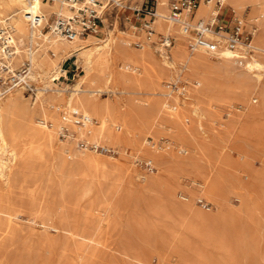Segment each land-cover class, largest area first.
I'll return each instance as SVG.
<instances>
[{"label": "bare ground", "instance_id": "bare-ground-1", "mask_svg": "<svg viewBox=\"0 0 264 264\" xmlns=\"http://www.w3.org/2000/svg\"><path fill=\"white\" fill-rule=\"evenodd\" d=\"M168 2L159 0V16L154 31L145 30L141 35L145 41L141 42V48H137L133 45L135 33L122 29L119 32L116 28L108 32L103 29L98 34L72 40L53 29L46 32L44 26L51 23L54 13H72L64 0H0V37L9 32L6 42L15 46L9 69L4 75L8 72L17 75L19 64H27V83L30 80L37 83L34 87L36 99L32 102L23 98L25 85L0 96V264H9L2 255L9 254L22 240L23 246L36 241L51 253L57 241L53 238V231L66 232L77 243L75 249L95 256L98 247L104 244L102 231L91 230L82 222L98 226L107 214L112 215L114 227H123L122 234L116 240L112 239L115 242L112 252L124 264H154L153 255L159 257L157 264L236 263L233 258L234 240L238 237L240 219L247 213L252 218L258 212L256 208L253 211L245 209L253 200H250L248 181L244 177L250 179L256 173L264 176L263 169L260 171L254 165L256 155L245 149L247 144L264 143V87L261 86L260 100H256V104L250 102L246 90L248 86L259 87L264 79V0H225V6H230L233 14L244 20L247 7H253V18L249 20L251 28L255 29V50L251 54L243 45L237 51L228 47L189 50V39L180 24L166 18ZM216 10L214 2L203 1L196 17L207 20ZM161 34L163 37L174 36L176 41L167 53L161 41L158 57L153 42ZM74 52L83 73L75 83L61 86L52 72L63 73L64 69L59 68L62 61ZM212 56L220 61L214 62ZM130 69L135 73H130ZM163 76L169 80L165 85L160 82ZM192 77L198 79V84L190 88L197 100L189 105L191 115H188L183 105H173L166 97L177 90L179 80L189 81ZM106 93L109 96H102ZM112 93H118V100L112 98ZM140 93L148 95L139 96ZM224 108L230 115L228 120L219 119ZM80 118H83L82 122ZM167 122L171 124V144H195L194 147H199L206 155L213 145L207 136H212L217 143L224 141V132L235 133L240 160H234L224 151L214 156L211 154L214 160L204 166L199 162L201 155L198 159L195 152L180 156L159 148L145 147L133 137L138 126L160 130ZM120 123L122 130H119ZM65 129L70 130V136L78 133L95 145L102 141L117 145L122 153H128L126 149L129 146L137 145L149 160L155 161L159 174L145 175L144 178L148 184L146 191L153 197L145 202L149 203L157 219L149 221L141 215L136 199L132 213L126 216L124 210L131 201L130 191L124 188L125 163L106 160L98 154L99 149L79 150L72 139L60 141L59 134ZM104 148L112 150L108 146ZM108 164L112 168V176L105 171ZM54 166L62 174L57 184L61 199H58V207L51 203L53 199L51 202L47 199V185H43L44 180L46 182L44 174ZM185 174L198 175L192 179L202 185L203 194L213 203L212 208L204 209L196 204L197 192L181 182ZM32 182L38 183L30 184ZM180 187L187 194L181 195L185 201L178 198ZM18 188L20 196L16 194ZM156 188L162 189L164 194L154 198ZM230 190L237 192L239 206L228 201ZM127 193V198H124ZM86 196H92L90 209L86 210L85 216L83 213L84 217L72 218L69 209ZM24 203L34 216L32 221L43 227L41 233L34 226L28 230L22 226L20 218L24 209L21 205ZM214 206L216 209L213 210ZM246 226L241 230L245 232L243 228ZM74 262L88 264L89 258L81 256Z\"/></svg>", "mask_w": 264, "mask_h": 264}, {"label": "rangeland", "instance_id": "rangeland-1", "mask_svg": "<svg viewBox=\"0 0 264 264\" xmlns=\"http://www.w3.org/2000/svg\"><path fill=\"white\" fill-rule=\"evenodd\" d=\"M47 1L54 2L55 0H47ZM144 1L145 0H122V3L120 5H117V6L113 5V6L109 7L105 11V16L107 17L108 25H109V27H107V29H105L106 32L111 31V29H113V28L117 29L116 32H119V30H121V29L133 32V33H135V37H134L135 39L133 41V45H134V47L141 48V46H142L141 42L145 41L144 36L143 37L141 36L144 33V31H145V29L142 28V18H149V16H147V15H145L143 13L138 15L137 11H135L134 9L136 7H140L143 4ZM225 12H226L227 20H231L235 16L233 14L230 6L226 7ZM245 13H247L246 14L247 16H246V19L244 21L246 22L247 27L251 28L252 25H251V21L249 19L253 18V7L252 6H248ZM57 15H58V13H54L52 15L53 18L51 17V23H46L45 24L44 30L46 32L52 31V27L51 26L54 24V21H55ZM5 26H8V25H5ZM10 28L11 27L8 26L7 29H10ZM10 30L12 31V29H10ZM101 36L105 37L106 35H104V36L101 35ZM162 39H163V34H161L160 37H158L157 40L153 42L154 52H155V54L158 57H159V55L161 53V51L159 50V45H160V42L162 41ZM189 50H191V49L189 48ZM169 51H170V48H169V50L166 51V53L169 52ZM249 54H251V53H249ZM0 58H1V54H0ZM11 58L8 59L9 63H10V59ZM77 58H78L77 54L75 52L72 53L71 55L67 56L62 61L61 66L59 67V68H63L64 69L63 73H58L57 74V70L52 72L53 76L57 78V82L61 86L67 87L70 84L75 83L76 80L82 75L83 68L80 66V63L76 62ZM212 59L214 60V62H219L220 61V59L218 57H216V56H212ZM1 61L4 62L5 60H3L1 58ZM1 61H0V63H1ZM19 65L20 66L16 68V71H17L18 74L22 73L23 70L24 69L26 70L27 67H28L27 64H19ZM66 68L69 69V70H66ZM7 70H8L7 68H4V69L1 68L0 69V73H1L0 77H2V79L5 82H8L14 75L13 72H8V73H6L4 75L5 71H7ZM129 72L130 73H135L133 71V69H130ZM167 81H169V80L165 76H163L160 79V82L163 83L164 85L167 84ZM197 84H198V79L195 78V77H192L189 81H187V80H184V81L179 80L178 83H177V90L173 92V95L167 96L166 98L169 97L170 98V103L173 104V105H179V104L183 105L184 106V111L188 115H191V112H190L191 107L190 106H192V104L195 103L197 98L194 97L191 94L190 88L195 87ZM23 85H25V87L22 88V90L24 92L23 98L26 101H28V102H32L33 100L36 99V97H34V92H35L34 87H36L37 83L35 81L30 80L29 83H22L19 86H23ZM170 85H172V84L170 83ZM19 86L13 88L12 90H16ZM261 86L264 87V79H263L262 83L259 85V87H257V88H253L251 86L247 87V89H246L248 91L247 92V95H248L247 97L249 98V100H250V102L252 104H256L260 100L259 92L262 89ZM175 94L177 95L176 97H178V99L174 97ZM147 95L148 94H146V93H140L139 94V96H147ZM102 96H104V97L105 96H109V93H106V94H104ZM27 98H29V100ZM112 98H114L115 100H118V93H112ZM125 100L126 99H124V102H126ZM181 100H183V101H181ZM256 100H258V101H256ZM179 101H181V102H179ZM229 116L230 115L228 113V110L226 108H224L223 110H221V115L219 116V119L228 120ZM38 117H40V115H38ZM120 124H121V128L119 130H122V128H123L122 123H120ZM170 127H171V124L168 123V122L165 123L161 127L160 130H158L156 128H150L149 129V128H144L142 126H138L137 129H136V132L133 134V137L137 138L140 142H142V144L145 147L159 148V149L165 150L167 152H174V153H176V154H178L180 156H189V155H191L192 153L195 152L197 154V158L198 159H199L198 156L201 155L200 159H199V162L203 163L204 166L208 165L210 163V160L211 161H212V159L214 160V158L212 156L218 155L219 153H222L224 151H225L224 153H228L234 160H240V153L238 151L239 142L236 139L235 133L230 134L229 132H224L223 135H222L224 141L223 142L220 141V142H217V143L214 142L215 140H214V138L212 136L211 137H210V135L207 136L209 141L213 144V145H211L212 147H210L209 151L212 149L211 151L214 152V153H212L210 151L208 153L209 155H206V153H203L204 151L202 149H200L199 147L195 148L194 147L195 144L192 145V146H190V145L187 146L185 144H179V145L171 144V142H169V141H171V139H170V130H171ZM184 135H187V133H185ZM59 139L62 142H67L69 139H72V141H74L75 146L79 150H82V151H87L88 152L91 149L92 150L93 149H99L98 154H100L102 157L106 158V160H108V161H112V160L113 161L114 160L115 161H123V163H125V166H126V169H127V175L125 176L126 177V181H124L125 182L124 188H125V190L127 192L130 191L129 198H130V201H131L130 204H129V207L124 210V214L126 216H128V215H130L132 213L133 207L135 205V199H136V201H137L136 203H138L137 205L139 206V213L141 215L145 216L146 219L149 220V221H153V220L157 219L155 212L150 210V208H149L150 205H149L148 202L153 197L148 191H146L145 187L148 184H147L146 179L144 178V176L145 175L146 176H156V175L159 174L160 170H159L158 164L155 161H153V160H149L148 156L145 154V152L142 151L140 148H138L137 145L136 146H129L126 149V152H128V153L124 152L125 153L124 154L122 152H119L120 147L117 146V145H111V144H108V143L102 141L101 143L97 142L96 145H98V144L99 145L96 147L95 144L89 142L87 139L81 138L78 135V133H75V135L70 136V130H68V129H65L64 132L59 134ZM104 146H106V147L108 146V147L112 148V150L108 151V150H106L104 148ZM170 147H171V149H170ZM245 149H246V151L252 152V153H254L256 155V157L253 160L254 161V165H256V167L259 168L260 171H262V169L264 171V143H256V145L247 144V146H245ZM211 154H212V156H211ZM108 167H109V164L107 166V169H105V171L106 172L108 171L110 173V175L112 176V168L109 167V169H108ZM52 168L50 167L48 169L49 171L47 170V172L44 174V178L46 179V182L44 180L43 185L44 186L47 185L46 186L47 188H50V187L54 188V189L45 188V190L47 192L46 196L48 197L47 199L50 202L53 199V201L51 203L54 204L55 206L57 205L56 207H58L60 205L59 203H60L61 199H60L59 185H57V184H59L62 174L60 173V171H58L57 166L56 167L54 166ZM243 174H245V173L243 172ZM256 174H253L250 179L247 176L244 177L245 180L248 181V185H249L248 186L249 187L248 193H249L250 200H253V201H250V203H248L246 205L245 209L247 211L248 210L249 211H253L256 208V211L258 209V212H257V214L253 215L252 218L247 213V215H245L242 219H240L241 223L239 222V225H238V228H237L238 229V237L235 238V240H234V254H233V258L236 260L235 264H264V255H262V254H264L263 253L264 252L263 251L264 250V243H261V242H264V234H263L264 233V212H263L264 211V201H263L264 200V194H260L262 192L264 193V186H263L264 185V178H262L264 176H263L262 173H256ZM197 176L198 175L185 174V175H183L181 177V182H182L183 186H186V187L190 186V188L194 189L197 192L196 193L197 196L195 198V201H196V204L199 207H202L204 209L212 208L213 207V203L203 194V189H201V188H203L202 185L199 184L200 185L199 186L198 183H195L194 180L192 179L193 177H197ZM254 176H255V178H254ZM257 177H258V181L259 182L257 181ZM260 181H262V182H260ZM254 182H255V184H254ZM37 183L38 182H32L30 184L35 185ZM199 189H200L201 193H200ZM235 190H230V193L228 192V194H227L228 195L227 198H228V201L230 203L232 202V204L234 206H239L240 205V198H239V196H238V194H237V192ZM258 191H261V192H258ZM139 193L141 194L142 198H141ZM16 194H17V196H20L21 191H20L19 188H18ZM163 194H164V191L162 189L156 188V191L154 192V198H156L157 195H163ZM49 195H50V197H49ZM181 195H187V194H186L185 190L180 187L179 190H178V198H179V200L185 201V199H183L181 197ZM123 196H124V198H127L128 193L124 194ZM236 196H238V197H236ZM262 196H263V198H262ZM137 197H140V198H137ZM256 197L258 198V200H257ZM55 199H57V200H55ZM58 199L60 201H58ZM91 199H92V196L83 197L81 199V201H79L80 203L78 202L76 206L71 207L69 209L70 214L72 215L71 217L72 218H75V216L84 217L85 213L88 211V208L90 209V207H91V205H90ZM138 199H139V201H138ZM147 200H148V202H145ZM201 201L209 202V207L204 205L205 202H201ZM140 202H141V204H140ZM132 203H133V205H132ZM20 204H21V202H20ZM85 204H86V206H85ZM144 204L146 205V208H145ZM253 205L256 206V207H254ZM21 207L24 209V213H23V215H21V218H20V222H21L22 226L26 230L30 229L31 226H34L35 229L39 233H41V230L43 231V227L38 222L34 223L32 221V218L34 216L31 215L30 212H28L29 211L28 205L24 203V204L21 205ZM260 208L262 209V211H261ZM127 209H129L130 211L127 210ZM214 209H216V206H214L213 210ZM143 210L146 211V212H144ZM259 211H260V213H259ZM83 213H84V216H83ZM147 213H149V214L147 215ZM151 213H152V215H151ZM258 213L260 215H258ZM107 215L105 217L106 219H104L98 226L94 225V224L92 225L93 227H95V229L91 226V224L87 225L84 222H82L83 224L81 223L83 226L86 225L91 230L100 229L102 231V237L104 239V244H101L98 247L97 255H95V256H92V255H90L87 252H83V251L81 252V251H78L77 249H75V244H77V243L75 242L74 239L70 238L68 236V234H65L66 232H63V231H53L52 232L53 238L55 240H57V241L55 242L53 251L51 253L46 248H41L39 246V243L36 242V241L35 242H31L29 244L25 243L24 244L25 247H24L23 246L24 242L22 240V241H20V242H18L17 244L14 245L15 248H13V250L9 254H3L2 256L5 257L7 263H9V264H14V263H16V264H22V263H24V264H28V263L29 264H31V263L32 264H39L42 261H47L48 264H61V263H63V264H79V263L74 262V260L75 261L78 260V258L81 257V256H85V257L89 258V263L88 264H115V263L124 264V261L122 259H120V258L118 259L117 257H114L113 252H112V245L115 244L114 240H116L122 234L123 230H121V229L123 227H122V225H117V227L116 226L114 227V225L112 224V215H109V214H107ZM261 216H263V217H261ZM24 217H25L26 220L23 219ZM109 223H111V224H109ZM248 223H251L250 226H248ZM26 224L28 225V227H27ZM245 225H247V226H246V228H243V229H245V232H244V230L242 231L241 228L245 227ZM254 226H256V227H254ZM252 228H255V229H252ZM113 229H114V231H112ZM259 229H260V231H259ZM253 230L256 233H254ZM244 233L248 234L249 237L245 236ZM58 234H59V236H58ZM251 234H252V237H251ZM259 236H262L263 239H262V237H259ZM64 237H66V238H64ZM246 237L248 238V240H247ZM112 239H114V240H112ZM63 240H64V242H63ZM105 240L108 243L105 242ZM109 240H111V241H109ZM71 241H73V242H71ZM246 241H248V242H246ZM249 241H250V245L248 246L247 243H249ZM239 242L241 243V245H240ZM69 244H71V245H69ZM105 244H107V245H105ZM243 244H244V246H243ZM258 244H260V245H258ZM120 245H121V243H120ZM240 246L242 248L245 247L246 250L245 249L243 250ZM21 248L22 249L25 248V249L22 250ZM29 248H30V252H28ZM239 248H241V249L239 250ZM68 250H70V252ZM236 250H237V252H235ZM34 252H35V254H34ZM36 252H37V254H36ZM26 255H28V256H26ZM33 255H35V256L33 257ZM9 256H10L11 259H9ZM88 256H90V257H88ZM152 260H153L152 262L154 264H157L158 261H159V257L157 255H153L152 256ZM30 261H31V263H30Z\"/></svg>", "mask_w": 264, "mask_h": 264}, {"label": "built area", "instance_id": "built-area-1", "mask_svg": "<svg viewBox=\"0 0 264 264\" xmlns=\"http://www.w3.org/2000/svg\"><path fill=\"white\" fill-rule=\"evenodd\" d=\"M64 1L71 7L72 13L70 15L58 13L51 27L53 31L70 40L79 36L86 37L90 34H98L103 29H107L109 25L105 11L113 5L117 6L122 3V0ZM203 1H212L217 8L216 13L207 20L196 17L197 10ZM158 5L159 0H145L140 7L134 9L138 15L143 13L149 16V18H142V28L149 32L154 31L155 21L159 16ZM225 10V0H169L166 18L180 24L189 39L191 50L200 47L209 50L228 47L237 51L243 45L248 53L254 52V27L248 28L244 18L235 14L233 19L227 20ZM8 34L9 32L3 33L0 37V54L1 58L5 60L2 62L0 58L2 69H9L8 59L15 53L14 44L6 42ZM175 41L174 36L163 37L162 43L166 51L171 48ZM26 72L24 69L22 73L13 75L8 82L0 77V96L6 95L22 83H27ZM80 120L82 122L83 118ZM201 202H205L204 205L209 207V202Z\"/></svg>", "mask_w": 264, "mask_h": 264}, {"label": "crops", "instance_id": "crops-1", "mask_svg": "<svg viewBox=\"0 0 264 264\" xmlns=\"http://www.w3.org/2000/svg\"><path fill=\"white\" fill-rule=\"evenodd\" d=\"M67 70H69V69H67Z\"/></svg>", "mask_w": 264, "mask_h": 264}]
</instances>
